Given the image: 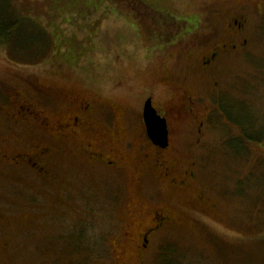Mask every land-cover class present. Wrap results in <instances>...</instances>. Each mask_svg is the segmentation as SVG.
Instances as JSON below:
<instances>
[{"label":"rangeland","instance_id":"374dc122","mask_svg":"<svg viewBox=\"0 0 264 264\" xmlns=\"http://www.w3.org/2000/svg\"><path fill=\"white\" fill-rule=\"evenodd\" d=\"M27 1L40 7L47 2ZM53 2L50 13L39 12L44 29L64 41L57 56L36 57L31 64L17 57L12 63L0 49V264H264V0ZM148 13L180 21L170 28L179 34L174 43H148L144 29H157L144 19ZM238 15L246 20L247 44L245 52L237 48L224 58L217 103L191 67L219 43L241 41L228 28ZM171 85L196 94L199 102L196 124L185 122L177 134L171 123L170 160L178 174L193 173L189 191L158 182L151 163L137 165L134 158L146 153L140 148L143 103L153 95L157 115L164 114ZM80 94L97 101L90 121L104 137L114 134L107 132L109 120L131 124L125 138L132 142L126 148L132 165L120 175L87 162L82 146L89 134L51 139L34 127L26 137L15 127L17 96L57 120L71 116ZM206 102L215 108L199 136L198 123L209 113ZM211 122L221 128L211 129ZM48 144L54 147L51 184L3 162L4 154ZM147 153L149 162L153 152ZM195 195L203 196L202 205ZM132 203L151 212L162 207L171 221L142 254L122 240L115 258L119 220L129 216ZM133 219L144 225V218Z\"/></svg>","mask_w":264,"mask_h":264},{"label":"flooded vegetation","instance_id":"af4514ba","mask_svg":"<svg viewBox=\"0 0 264 264\" xmlns=\"http://www.w3.org/2000/svg\"><path fill=\"white\" fill-rule=\"evenodd\" d=\"M228 28L232 33L237 34L241 38V41L236 40L227 41L224 43H219L218 46L210 48L207 54L200 55L196 67H191V70H196L201 76V79H205L208 84L209 96L218 98L217 89L219 83L222 81L221 76V66L223 64L224 58L228 57L230 53L239 48L242 51L247 44V39L244 38L246 20L244 16L238 15L228 22ZM243 37V39H242ZM188 39V38H187ZM200 45V43H199ZM245 52V51H244ZM168 79V78H167ZM172 92L166 99V103L162 109L164 114H161L166 121V127L168 132V145L165 149H161L152 144L146 134V129L143 124L142 112H141V125L140 139H142L141 149H146V153L138 157H134L135 161L141 164L151 163L152 170L154 171V176L158 182H167L171 188H178V190L189 191L191 184L194 182V175L190 171H184L182 174H178L174 165L170 160V141L172 138V127L171 123L176 126L175 131L177 134L183 133L184 130L180 125L187 121L194 122L198 120L200 112L197 110L199 102L196 100L197 95L191 94L185 88L175 87L171 85ZM38 90L37 88H35ZM40 91V90H39ZM44 93H46L44 91ZM43 98L47 100V97L43 93H39ZM46 95H49L46 93ZM83 95L76 96L73 99V104L70 108L73 109L70 117L59 118L57 120H50L44 110L39 109L37 106L26 103L19 96L14 99V105L12 107V118L15 127L19 129V133L22 135H31L30 132L34 127L44 130L47 132L51 139L54 137H71L82 136L85 138L86 134L89 137L84 140L87 141L86 144L82 146L85 150L86 160L90 164H98L107 171L113 172V175H120L125 169L130 167L128 161V156L126 148L132 147V142L125 138V132L127 127H131V124L123 120L118 121V117L114 120L115 122H110L109 126L114 134H110L109 137H104L102 134L98 133L94 126L93 120L94 114V102L97 103L94 98L85 99ZM154 96L151 95L152 106L154 109ZM214 99L212 101H214ZM49 100V99H48ZM94 100V101H93ZM145 103V102H144ZM143 103V105H144ZM218 107V106H216ZM203 108L207 109L208 117L198 123L199 136H203V126L205 127V121L209 118V114L212 111V106L209 102L203 104ZM217 109V108H216ZM158 112V111H157ZM167 115L165 116V114ZM159 114V113H158ZM175 115V117H174ZM179 115V116H178ZM168 116V117H167ZM208 121V120H207ZM190 122V123H191ZM209 122V121H208ZM207 122V124H208ZM213 126V127H212ZM221 128L220 125L213 122L211 123V129ZM28 133V134H26ZM118 134L121 138L118 139ZM137 140V139H136ZM122 141V147H118L119 142ZM202 139L198 138V144L201 143ZM118 143V144H117ZM124 144H127L124 148ZM107 146L108 148H106ZM102 147V148H101ZM150 150L152 154V160L148 162L147 158L149 154L147 150ZM54 151V147L50 144L42 147L41 149L35 148L29 153L20 152L17 154L2 155L3 162L7 165L16 168L17 170H29L36 173L38 181L41 180L42 184H51L52 173L48 168V159L51 157ZM126 158V164H124ZM141 162V163H140ZM26 172V173H27ZM137 179V178H136ZM133 182V181H132ZM134 184V185H133ZM133 188L136 189V180L133 183ZM197 204L202 205L204 199L202 195H195L193 198ZM140 216L144 218L143 224L141 225L139 221H134L133 218ZM171 214L166 209L158 207L151 212L149 207H137L132 203V209L130 210L129 216L124 219H120L119 222L123 225L121 240L114 242L112 244L113 256L119 258L121 250L122 240L133 245L138 254L145 252L150 244L152 237L159 231H162L168 223L171 221Z\"/></svg>","mask_w":264,"mask_h":264},{"label":"trees","instance_id":"16d2710c","mask_svg":"<svg viewBox=\"0 0 264 264\" xmlns=\"http://www.w3.org/2000/svg\"><path fill=\"white\" fill-rule=\"evenodd\" d=\"M46 1L44 2L45 8L37 6L33 2L29 3L27 0H0V49L5 50L6 58L10 62L19 61L15 59L17 57L21 59V62L27 64L34 63L36 60L33 61L32 59L36 57H41L47 61L52 56H57L58 52L65 46L61 38L53 37L52 33L47 32L40 24L39 10L50 13L54 7L53 0ZM153 14L148 13L144 18L150 20L157 27V29L149 31L144 29L148 43L156 46L174 43L179 34L176 28H173L172 31L170 28L175 27L174 25L178 27L180 21L173 22L174 20L168 16L170 23L168 21L163 22L155 17L156 14ZM191 23L195 24V22ZM185 35L182 34V36ZM70 55L72 56V54ZM216 102L218 103V98H216ZM222 114L225 116L223 111Z\"/></svg>","mask_w":264,"mask_h":264},{"label":"water","instance_id":"95a60500","mask_svg":"<svg viewBox=\"0 0 264 264\" xmlns=\"http://www.w3.org/2000/svg\"><path fill=\"white\" fill-rule=\"evenodd\" d=\"M142 118L149 140L153 145L165 149L168 145L166 121L157 115L150 99L143 106Z\"/></svg>","mask_w":264,"mask_h":264}]
</instances>
